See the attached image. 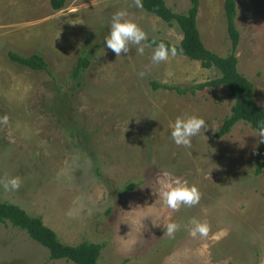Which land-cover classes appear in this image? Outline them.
<instances>
[{"label":"rangeland","instance_id":"obj_1","mask_svg":"<svg viewBox=\"0 0 264 264\" xmlns=\"http://www.w3.org/2000/svg\"><path fill=\"white\" fill-rule=\"evenodd\" d=\"M165 1L177 13L190 7ZM224 2L201 0L198 15L206 47L221 56L232 51ZM237 8L238 69L264 109V0H237ZM119 10L148 33L143 55L135 46L120 57L106 48ZM151 38L179 43L183 32L135 0H69L60 11L50 0H0V116L9 117L0 126V202L42 217L66 244H102L103 264H264V168L256 172L264 142L245 122L216 136L234 104L227 87L155 89L153 82L195 85L221 73L183 55L153 64ZM11 50L41 53L49 69L14 62ZM81 57L90 65L75 78ZM187 115L218 131L178 148L170 125ZM164 172L196 184L200 203L168 209L155 193ZM13 177L20 189L5 190ZM193 217L211 224L207 239L188 235ZM153 220L181 228L170 238ZM0 264L76 263L52 260L25 230L0 222Z\"/></svg>","mask_w":264,"mask_h":264},{"label":"trees","instance_id":"obj_2","mask_svg":"<svg viewBox=\"0 0 264 264\" xmlns=\"http://www.w3.org/2000/svg\"><path fill=\"white\" fill-rule=\"evenodd\" d=\"M69 0H50L55 11L63 10ZM143 7L150 13L162 18L168 23L177 22L183 32V38L175 43L163 38H151L150 44L154 47L159 42L175 44L182 49L179 55L187 56L192 60L201 62L204 68L215 67L221 76L195 85H170L153 82L155 89H165L177 92L179 95L196 94L198 90L206 88L227 87L234 97L231 113L224 119L220 130L216 134L222 137L230 133L233 127L245 122L258 130L261 121H264V109L257 103L255 87L243 73L238 69L239 60L237 49L240 43V31L237 27V0H225V16L228 26L229 37L232 41V51L227 56H221L206 47L198 25V15L201 0H190V7L185 13H177L171 9L165 0H143ZM12 61L32 70H48L49 66L41 53L24 55L14 50L9 52ZM90 65L87 57H81L74 71V77L80 74ZM262 159H259L261 161ZM264 168V159L257 167L260 174ZM0 222L11 223L13 226L25 230L29 236L38 243L45 246L50 252L52 260L65 259L76 264H103L100 256L103 245L100 243L82 242L78 245H70L62 242L58 233L44 223L42 217L33 216L21 206L0 202Z\"/></svg>","mask_w":264,"mask_h":264},{"label":"clouds","instance_id":"obj_3","mask_svg":"<svg viewBox=\"0 0 264 264\" xmlns=\"http://www.w3.org/2000/svg\"><path fill=\"white\" fill-rule=\"evenodd\" d=\"M136 7H142L141 0H135ZM127 10H119L112 15L110 22V32L105 38V46L112 50L118 57L124 53H129L135 46L136 54L143 55L145 52V42L148 41V33L134 20L127 18ZM150 46V45H149ZM175 44L165 43L163 41L156 44L151 61L153 64L167 62L170 57H176L182 53ZM141 76L145 73L141 72ZM9 124L7 115L0 116V126ZM170 136L175 145L183 148H191L193 139L199 137L211 129L213 132L218 131L206 118L199 115L178 116L173 124L170 125ZM260 137V142H264V121L260 122L256 135ZM159 189L155 190L158 199L171 210H178L181 207H193L198 205L202 198V193L196 184H189L188 181L164 172L158 180ZM22 185L20 177H13L4 183L5 190L16 191ZM157 199V200H158ZM154 225L160 226L162 222L153 220ZM165 234L174 238L180 230L181 224L176 221L162 223ZM188 235L192 239H207L211 232V224L207 220L191 218L187 224ZM223 234L215 235L214 239H219Z\"/></svg>","mask_w":264,"mask_h":264}]
</instances>
